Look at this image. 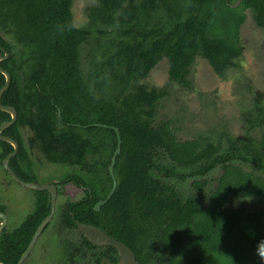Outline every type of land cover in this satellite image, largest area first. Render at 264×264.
Returning a JSON list of instances; mask_svg holds the SVG:
<instances>
[{
  "label": "trees",
  "instance_id": "obj_1",
  "mask_svg": "<svg viewBox=\"0 0 264 264\" xmlns=\"http://www.w3.org/2000/svg\"><path fill=\"white\" fill-rule=\"evenodd\" d=\"M234 1L139 0L116 18L114 0H101L88 23L76 26L72 0H0V54L8 53L0 66L11 77L1 103L17 113L1 134L19 144L9 165L35 181L26 141L47 163L70 168L61 179L72 178L84 195L69 205L66 220L74 229L75 221L102 229L127 245L137 264H262L255 249L264 231V102L243 136L226 132L225 146L206 137L180 140L169 120L153 123L166 92L142 82L163 58L169 81L182 85L197 57L220 77L237 67L247 17L264 34V0ZM4 81L0 73V88ZM10 117L0 110V123ZM256 127L258 138L249 133ZM22 128L31 135L24 138ZM115 129L116 188L96 210L112 187ZM12 150L0 140V160ZM217 165L214 184L205 175ZM188 177H200L193 191L177 189L173 181ZM29 190L32 210L0 234L1 262L17 263L50 212L48 191ZM247 198L259 211H245ZM80 237L74 264L118 263L115 247Z\"/></svg>",
  "mask_w": 264,
  "mask_h": 264
},
{
  "label": "rangeland",
  "instance_id": "obj_2",
  "mask_svg": "<svg viewBox=\"0 0 264 264\" xmlns=\"http://www.w3.org/2000/svg\"><path fill=\"white\" fill-rule=\"evenodd\" d=\"M234 2L236 4L239 0ZM95 3L96 0H72L74 25L83 26L88 23L87 8ZM113 3V17L122 15L125 18L126 10L132 11L137 8L139 0H114ZM240 36L243 51L238 66L230 68L224 77L216 75L208 61L200 57L195 58L187 85L169 81L167 74L169 65L166 58L150 71L142 82L150 87L164 89L166 92L158 102L154 124L169 120L176 137L180 140L206 137L215 142L219 141V144L224 146L227 143L224 140L226 132L234 137L244 135L246 120L254 117L257 108L262 101L264 102V34L255 26L251 18L247 17L240 27ZM84 50L87 51V46ZM81 61L86 68L84 58ZM261 129L256 127L249 133L258 138ZM22 133L24 138L31 135L27 128H22ZM217 138L218 140H215ZM25 145L39 173L34 182L43 183L47 176L52 180L61 179L69 171L70 168L67 170L65 167L47 163L36 146L29 148L26 141ZM3 166L0 160V204L6 207L7 227L11 230L31 211L35 196L28 188L12 181ZM221 171V166L217 165L205 177L215 184ZM194 179L200 177H188L186 180L173 182L177 189L189 193L193 191L191 183ZM59 185L62 191L57 197L55 207H60V210L84 195L82 187H77L75 184L59 183ZM232 205L238 206V200L234 199ZM243 205L247 212H256L260 209L259 204L248 198ZM56 211L22 264H59L57 259L62 256L59 243L61 235L58 233L60 214ZM74 230L75 246L80 240V234L76 229ZM261 237L264 239L263 230Z\"/></svg>",
  "mask_w": 264,
  "mask_h": 264
},
{
  "label": "water",
  "instance_id": "obj_3",
  "mask_svg": "<svg viewBox=\"0 0 264 264\" xmlns=\"http://www.w3.org/2000/svg\"><path fill=\"white\" fill-rule=\"evenodd\" d=\"M7 57V53L4 54V56L0 55V60L4 59ZM0 72L4 75L5 77V81L4 84L2 85V87L0 88V110L2 111H6L9 114H11V118L8 121H4L3 123L0 124V139L7 141L9 143H11L14 146V150L12 152H10L6 158L3 160V165L5 167V169L8 171V173L12 176V178L18 182L20 185L28 188V189H34V190H49L51 193V210L50 213L45 216L43 218V220L40 222V224L38 225V227L36 228L31 240L29 241L26 249L23 251V253L21 254V256L19 257L18 261L16 264H21L29 255L31 249L33 248L37 238L39 237V235L42 233V231L44 230V228L46 227L47 223L51 220L53 213H54V205H55V198H56V187L54 184H50V185H40L38 183L35 182H28V181H24L22 179H20L16 173L9 167L8 165V160L9 158L13 157L17 151H18V143L12 139L9 136H4L1 135V131L10 126L11 124H13L16 120L17 117V113L15 111V109L13 107L10 106H6V105H2L1 104V97H2V93L7 89V87L10 84V74L4 70L1 66H0ZM116 133H117V139H118V146L112 156L111 159V164L109 166V172L110 175L112 177V187L110 189L109 194L107 195V197L104 200H100L96 203L95 205V209L98 210L100 205L104 204L113 194L115 188H116V180L114 178V174H113V165L115 163V158L117 153L119 152V148H120V137H119V132L117 129ZM0 218L3 219V224L2 226H4L5 222L7 221L6 215L4 213L0 212ZM76 227L79 229L80 232L83 233V235L85 237H87V239L98 246L101 245H112L114 246L117 251H118V255L120 258L119 264H137L136 261V257L135 254L133 253V251L124 243L120 242L119 240L115 239L114 237L110 236L109 234H107L105 231L101 230L100 228L91 225V224H86V223H82L79 221H75ZM111 264L109 262V260L107 259H103L101 261V264ZM0 264H8V263H4L0 261Z\"/></svg>",
  "mask_w": 264,
  "mask_h": 264
},
{
  "label": "flooded vegetation",
  "instance_id": "obj_4",
  "mask_svg": "<svg viewBox=\"0 0 264 264\" xmlns=\"http://www.w3.org/2000/svg\"><path fill=\"white\" fill-rule=\"evenodd\" d=\"M100 1L101 0H96V3L94 4V5H92V6H88V8H87V14H89V10H90V8H95V7H100ZM71 13H72V11H71ZM87 24V23H86ZM34 147V146H33ZM18 150H19V145H18ZM13 151V150H12ZM37 151L38 152H40L42 155H43V153L37 148ZM17 153H18V151H17ZM9 154V153H8ZM7 154V155H8ZM6 155V156H7ZM43 157H44V155H43ZM5 159V158H4ZM3 159V160H4ZM11 159V158H10ZM9 159V160H10ZM116 159V158H115ZM3 160H1V162H2V166H3ZM8 165H9V161H8ZM56 165V164H55ZM33 166H34V164H33ZM9 167L11 168V166L9 165ZM3 169L8 173V171L5 169V167L3 166ZM12 169V168H11ZM34 169H35V166H34ZM13 170V169H12ZM14 171V170H13ZM35 171H36V176H39V173H38V171L35 169ZM8 175H9V177L11 176L9 173H8ZM17 175V174H16ZM18 176V175H17ZM10 179L12 180V181H15L13 178H12V176L10 177ZM28 182H34V181H28ZM18 183V182H17ZM36 183V182H35ZM38 184H40V185H50V184H54L55 185V187H56V198H55V204H56V200H57V197L61 194V191H62V189L60 188V185H59V183H62V184H64V183H66V184H75L74 183V180H72V178L70 179H66L65 181L63 180V179H57V180H53V181H49V182H45V181H43V183H41V182H37ZM76 185V184H75ZM22 186V185H21ZM24 187V186H23ZM77 187H79L78 185H77ZM26 188V187H25ZM82 189H83V191H84V188L82 187ZM38 191H48V193H49V198H50V210H51V193H50V191L49 190H38ZM110 192V191H109ZM109 194V193H108ZM107 194V195H108ZM107 197V196H106ZM104 200V199H103ZM100 201V200H99ZM34 203H35V199H34ZM70 204H74V201H71L70 203H68L67 205H66V207L65 208H63V209H59L60 207H55V205H54V212H55V210H57L56 211V213H59L60 214V220H59V225H58V233L61 235V236H59V243L61 244V250H62V252H60V254L62 255V256H59L58 257V261H59V264H74V224L73 225H70V222L68 221V220H66V215L64 214V212L65 211H67V209H68V207H69V205ZM96 205V204H95ZM5 206L4 205H2V204H0V212L1 213H4L5 215H6V210H5ZM94 208H95V206H94ZM2 209H4V210H2ZM32 210V209H31ZM50 213V212H49ZM48 213V214H49ZM47 214V215H48ZM46 215V216H47ZM53 215H54V213H53ZM53 217V216H52ZM72 217H73V220H74V215H72ZM6 218H7V215H6ZM2 224H3V219L2 218H0V234L1 233H3V231H4V229H8V219H7V221L4 223L5 225L4 226H2ZM87 224V223H86ZM76 225V224H75ZM6 229V230H7ZM57 229V228H56ZM76 230L79 232V234H81L82 232H80L79 231V229L78 228H76ZM102 230V229H101ZM45 231V228H44V230H43V232ZM42 232V233H43ZM41 233V234H42ZM82 235H83V233H82ZM40 236V235H39ZM83 237H85L84 235H83ZM81 238V237H80ZM86 239H87V237H85ZM38 239V238H37ZM1 249V248H0ZM59 252V251H58ZM21 256V255H20ZM104 258H102V260H103ZM101 260V261H102ZM58 261H56L57 263H58ZM101 261H100V264H101ZM22 264V263H21ZM107 264V263H106Z\"/></svg>",
  "mask_w": 264,
  "mask_h": 264
},
{
  "label": "clouds",
  "instance_id": "obj_5",
  "mask_svg": "<svg viewBox=\"0 0 264 264\" xmlns=\"http://www.w3.org/2000/svg\"><path fill=\"white\" fill-rule=\"evenodd\" d=\"M2 52H4V54H6L7 52L6 51H4V50H2ZM4 54L2 55V54H0V55H2V56H4ZM7 57H8V53H7ZM6 57V58H7ZM6 58H4V59H6ZM3 60V59H2ZM1 61V60H0ZM3 68V67H2ZM4 69V68H3ZM5 70V69H4ZM7 71V70H6ZM8 72V71H7ZM1 73V72H0ZM9 73V72H8ZM2 74V73H1ZM10 74V73H9ZM11 78V77H10ZM3 94V93H2ZM2 104V103H1ZM3 105V104H2ZM7 106V105H6ZM11 107V106H10ZM10 116H11V114H10ZM11 118V117H10ZM8 121V120H7ZM4 122V121H3ZM3 122H1V123H3ZM0 123V124H1ZM5 129V128H4ZM3 129V130H4ZM2 130V131H3ZM2 131H1V133H2ZM117 134V133H116ZM2 135V134H1ZM5 136V135H4ZM13 139V138H12ZM192 139V138H191ZM1 140V139H0ZM186 140H188V139H186ZM202 140H205V138L203 137L202 138ZM4 141V140H3ZM16 141V140H15ZM11 144V143H10ZM12 145V144H11ZM19 145V144H18ZM12 147H13V150H14V146L12 145ZM12 152V151H11ZM17 154V153H16ZM15 154V155H16ZM14 155V156H15ZM6 158V157H5ZM12 158V157H11ZM10 159V158H9ZM9 161V160H8ZM222 172V171H221ZM49 223V222H48ZM47 223V224H48ZM43 232V231H42ZM108 234V233H107ZM88 240V239H87ZM89 241V240H88ZM90 242V241H89ZM93 244V243H92ZM95 245V244H94ZM96 246H98V245H96ZM102 246H112V245H101V246H98V247H102ZM114 247V246H113ZM255 251H256V255L258 256V258L260 259V261L262 262V264H264V239H261L260 241H258L257 242V245H256V249H255ZM31 252V251H30ZM118 252V251H117ZM134 253V252H133ZM135 254V253H134ZM118 257H119V255H118ZM135 257H136V255H135ZM104 259H107L108 260V258H104ZM119 261H120V258H119V260H118V263L117 264H119ZM136 261H137V259H136ZM110 262V261H109ZM111 263V262H110ZM106 264V263H105ZM112 264V263H111Z\"/></svg>",
  "mask_w": 264,
  "mask_h": 264
}]
</instances>
